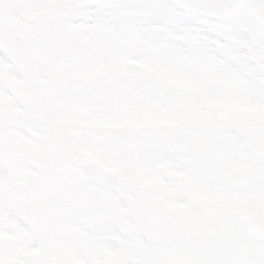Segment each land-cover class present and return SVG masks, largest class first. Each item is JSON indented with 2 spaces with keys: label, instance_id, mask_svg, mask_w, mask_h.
Here are the masks:
<instances>
[{
  "label": "snow or ice",
  "instance_id": "1",
  "mask_svg": "<svg viewBox=\"0 0 264 264\" xmlns=\"http://www.w3.org/2000/svg\"><path fill=\"white\" fill-rule=\"evenodd\" d=\"M0 264H264V0H0Z\"/></svg>",
  "mask_w": 264,
  "mask_h": 264
}]
</instances>
